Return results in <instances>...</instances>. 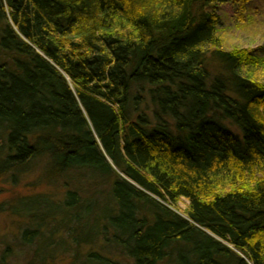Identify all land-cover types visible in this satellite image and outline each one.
Segmentation results:
<instances>
[{
  "label": "trees",
  "instance_id": "trees-1",
  "mask_svg": "<svg viewBox=\"0 0 264 264\" xmlns=\"http://www.w3.org/2000/svg\"><path fill=\"white\" fill-rule=\"evenodd\" d=\"M250 1L0 0V174L36 166L128 264H264V59L210 48Z\"/></svg>",
  "mask_w": 264,
  "mask_h": 264
},
{
  "label": "rangeland",
  "instance_id": "rangeland-1",
  "mask_svg": "<svg viewBox=\"0 0 264 264\" xmlns=\"http://www.w3.org/2000/svg\"><path fill=\"white\" fill-rule=\"evenodd\" d=\"M213 10L221 20L216 44L211 49L243 48L264 59V0H252L242 10H238L234 2L218 4ZM4 142L5 138L0 136L1 147H5ZM5 156L6 151L0 148V161ZM39 170L33 165L25 172L0 174V264H98L95 254L103 257L107 264H128V257L118 242H110L103 236L95 239L100 226L109 223L106 218L95 222L82 215L81 226L75 227L73 236L68 235L65 227L62 228L66 217H52L57 210L63 211L56 202L64 196L65 189L46 183ZM98 195L89 197L88 203L92 213L101 214L105 209L96 205ZM189 204V199L182 198L177 206H168L189 220ZM85 213L89 212L84 210ZM42 222L47 226L39 228ZM86 222H90L89 225ZM156 223L157 219L151 227ZM191 247H196L194 242L172 243L171 255L164 264H188L190 258L186 252Z\"/></svg>",
  "mask_w": 264,
  "mask_h": 264
}]
</instances>
